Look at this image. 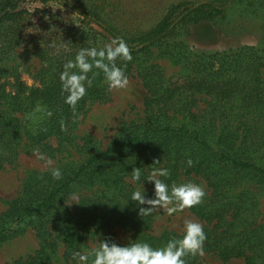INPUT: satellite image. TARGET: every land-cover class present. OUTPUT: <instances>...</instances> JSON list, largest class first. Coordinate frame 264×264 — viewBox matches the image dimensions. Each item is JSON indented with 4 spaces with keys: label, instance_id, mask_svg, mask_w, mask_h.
<instances>
[{
    "label": "trees",
    "instance_id": "trees-1",
    "mask_svg": "<svg viewBox=\"0 0 264 264\" xmlns=\"http://www.w3.org/2000/svg\"><path fill=\"white\" fill-rule=\"evenodd\" d=\"M23 1L0 0V167L14 163L25 149H39L50 156L93 152L79 168L62 173L60 179L48 174L32 184L26 197L14 201L0 220V243L46 218L60 233L70 260L66 264L76 263L71 253L81 250L87 239L117 226L130 233V242L160 246L182 233L165 230L155 234L154 213L138 215L135 202L130 201L135 188L127 180L140 182L153 169L166 168L169 175L160 178L169 185L195 176L211 192L190 208L209 226L206 250L212 249L222 260L243 258L245 264H264V219H258L264 197L263 53L243 46L193 54L187 62L193 74L181 78L165 76L156 65L139 63L136 75L148 92V119L131 123L124 136L106 149H99L91 135L75 134L77 118L86 107L107 100L103 74L92 78V86L75 111L64 102L60 81L64 63L74 59L80 48L102 45L116 36L124 38L132 50L133 59L125 69L130 78L135 61L151 48L181 41V28L190 24L229 20V13L242 0L174 3L154 27L142 31L119 26L94 0H44L66 8L80 24L69 34L68 50L55 48L52 38L46 41L45 36L34 34L42 68L32 86L21 73L3 66L22 45L31 25L32 15L20 9ZM199 100L205 106L195 111ZM135 168L141 171L139 181L132 178ZM104 179L111 186L83 198L75 211L55 208L58 196L76 183ZM147 194L151 196L152 191ZM49 248L54 244L44 241L31 260L13 264H54ZM200 257L186 259L188 264H200Z\"/></svg>",
    "mask_w": 264,
    "mask_h": 264
},
{
    "label": "rangeland",
    "instance_id": "rangeland-1",
    "mask_svg": "<svg viewBox=\"0 0 264 264\" xmlns=\"http://www.w3.org/2000/svg\"><path fill=\"white\" fill-rule=\"evenodd\" d=\"M94 1L97 6L103 7L108 14L116 18L119 26L124 29L142 31L154 27L171 4L199 3L207 0ZM20 9H25L30 17L32 15L29 21L31 25H28L23 34L25 40L22 45L13 51L3 66L9 71L15 69L21 73L26 84L32 86L36 83L37 75L42 68L38 57L39 47L32 40L36 38L34 34L39 33L40 36H45L46 41L52 38L55 48L68 50L71 45L69 43L65 47V44L70 41L69 34L73 33L80 23L66 8L51 1L24 0ZM96 29L100 30L97 27ZM178 36L181 41L153 47L150 52L135 61L134 71L129 78L127 88L109 90L107 87L106 101L88 105L77 118L75 134L78 137L91 135L98 143L99 149H106L124 136L126 128L131 123H143L148 119V92L136 75V65L141 62L158 66L167 77L181 78L193 74L192 67L187 64L193 54H213L243 46L256 47L264 54V0H242L229 13V20L216 24L212 22L190 24L188 27L181 28ZM261 76L264 82V69L261 71ZM196 104L195 111L205 106L202 100ZM51 144L56 146V141L53 140ZM92 152L73 151L72 154L50 156L39 149L20 151L14 163L0 167V220L9 212L12 203L26 197L32 184L51 174L52 168L59 167L61 173L73 171L83 165ZM39 153L44 154V159L38 158ZM105 180L76 183L58 196L55 208H59V211L64 209L75 211L83 198L107 190L111 186V183ZM189 181L201 184L205 193L211 194L202 178L194 176ZM127 182L134 188L145 185L148 192L153 189L152 183L145 179L140 182L128 179ZM71 194H75L76 198H70ZM259 212L260 222L264 219V197L261 198ZM185 219L199 221L204 225V230L209 227L206 222L195 216L190 208H185L172 215H168L165 210L154 212L153 231L155 234L165 230L182 233ZM109 235L119 243L131 241L130 233L117 226L101 235L87 239L81 250L97 246L100 240ZM44 241L54 244L53 249L49 248L54 264H66L68 261L70 263L65 256V246L60 233L45 218L33 222L21 229L15 237L0 243V264H13L22 259L31 260L43 248ZM75 262L78 264L77 260ZM71 263L74 264L73 260ZM200 264H245V262L243 258L222 260L212 249H205V254L200 257Z\"/></svg>",
    "mask_w": 264,
    "mask_h": 264
},
{
    "label": "clouds",
    "instance_id": "clouds-1",
    "mask_svg": "<svg viewBox=\"0 0 264 264\" xmlns=\"http://www.w3.org/2000/svg\"><path fill=\"white\" fill-rule=\"evenodd\" d=\"M132 59V50L128 42L120 36L102 45L80 48L74 59H68L64 63L63 71L60 73L64 102L75 111L78 102L92 86V78L100 73L103 74L109 90L127 88L129 77L125 71L126 62ZM118 60L124 63H117ZM89 73H92L91 77ZM38 158L44 159V154L39 153ZM191 164L192 160L189 159L188 165ZM51 175L55 179H60L61 169L52 168ZM168 175V169L159 168L153 169L145 177V181L153 185L151 196L147 194L145 185H138L131 192L130 201L135 202L138 215L148 216L160 210L172 215L202 202L206 193L201 184L187 181L169 185L160 178ZM132 178L135 181L141 179L139 168L133 169ZM70 198L75 199V194H71ZM206 239L207 234L202 223L185 219L182 234L169 238L160 246L154 247L151 243L141 240L119 243L109 235L100 240L97 246L73 251L71 256L78 264H89V261L90 264H188L187 257L205 254Z\"/></svg>",
    "mask_w": 264,
    "mask_h": 264
}]
</instances>
